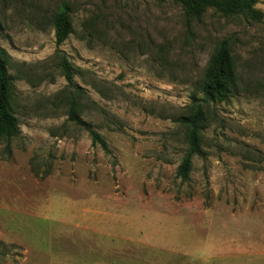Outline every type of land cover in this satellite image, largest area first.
Wrapping results in <instances>:
<instances>
[{"label": "rangeland", "instance_id": "374dc122", "mask_svg": "<svg viewBox=\"0 0 264 264\" xmlns=\"http://www.w3.org/2000/svg\"><path fill=\"white\" fill-rule=\"evenodd\" d=\"M64 4L72 32L56 46ZM254 9L0 0L18 122L0 138V264H264V0ZM224 41L237 89L208 101L202 77ZM195 104L201 150L183 179Z\"/></svg>", "mask_w": 264, "mask_h": 264}, {"label": "trees", "instance_id": "16d2710c", "mask_svg": "<svg viewBox=\"0 0 264 264\" xmlns=\"http://www.w3.org/2000/svg\"><path fill=\"white\" fill-rule=\"evenodd\" d=\"M183 8L190 13H198L201 10L218 5L229 14L248 17H260V11L254 9L256 0H179ZM67 5H63L52 17L56 46H60L72 32ZM1 28V24H0ZM5 51L0 46V138L9 141L18 133V122L11 108V84L7 73ZM59 67L67 85L73 88L74 69L65 56H61ZM237 89V76L235 68L229 56L227 43H219L210 55L208 65L202 77L201 92L205 100L222 101L233 94ZM194 100L195 97H194ZM69 118L75 122H81L72 109ZM205 120V112L201 104H195L192 112L183 118L188 126L187 151L178 167V175L183 179L188 178L192 167V158L201 150V129ZM93 144H100L106 149L105 142L98 134L90 131Z\"/></svg>", "mask_w": 264, "mask_h": 264}]
</instances>
